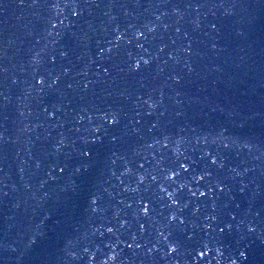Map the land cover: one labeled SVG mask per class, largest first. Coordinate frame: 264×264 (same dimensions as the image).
<instances>
[{"label":"water","instance_id":"obj_1","mask_svg":"<svg viewBox=\"0 0 264 264\" xmlns=\"http://www.w3.org/2000/svg\"><path fill=\"white\" fill-rule=\"evenodd\" d=\"M104 261L264 264V0H0V264Z\"/></svg>","mask_w":264,"mask_h":264},{"label":"snow or ice","instance_id":"obj_2","mask_svg":"<svg viewBox=\"0 0 264 264\" xmlns=\"http://www.w3.org/2000/svg\"><path fill=\"white\" fill-rule=\"evenodd\" d=\"M114 122H115V121H114ZM212 162L215 163L214 160H213ZM185 170H187V169H185ZM92 259H95V256H93ZM103 264H107V261H104Z\"/></svg>","mask_w":264,"mask_h":264}]
</instances>
